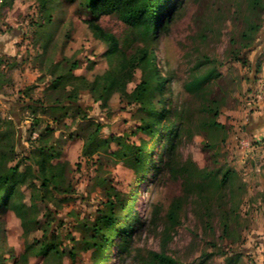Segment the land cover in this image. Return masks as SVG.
Masks as SVG:
<instances>
[{
    "label": "rangeland",
    "instance_id": "obj_1",
    "mask_svg": "<svg viewBox=\"0 0 264 264\" xmlns=\"http://www.w3.org/2000/svg\"><path fill=\"white\" fill-rule=\"evenodd\" d=\"M80 1L44 0L42 7V0H0V158L10 156L1 165L18 166L17 175L26 178L13 199L21 213H0V264H169L156 255L172 264H264V0L257 11L249 0L176 1L154 51L168 78L162 99L183 115L177 119L180 136L172 152L168 134L150 143L154 167L142 177L116 156L122 147L114 142L84 154L94 127L82 114L25 106L65 100L74 88L89 119L103 124L102 137L120 135L135 146L150 141L135 132L142 104L132 103L131 94L139 70L103 103L82 83L97 81L112 62L109 44L97 36ZM252 20L259 29L244 36ZM97 22L128 53L141 44L114 12ZM75 61L79 80L70 78L64 90L47 88ZM205 74L204 82L193 84ZM213 105L223 130L207 125ZM44 143L61 153L51 162L61 179L56 196L37 176ZM227 169L231 177L221 190L201 185L207 175L220 179ZM109 197L121 222L128 211L119 209L120 199L133 200L132 228L125 240L116 235L102 260L95 248L82 247V237L89 234L85 223L109 209ZM176 201L181 208L174 222L169 212ZM53 236L63 255L38 254L36 248ZM70 249L78 253L76 261Z\"/></svg>",
    "mask_w": 264,
    "mask_h": 264
},
{
    "label": "trees",
    "instance_id": "obj_2",
    "mask_svg": "<svg viewBox=\"0 0 264 264\" xmlns=\"http://www.w3.org/2000/svg\"><path fill=\"white\" fill-rule=\"evenodd\" d=\"M177 0H81L80 4L82 9H86L91 19L88 20L96 30V34L99 37L104 38L109 44L110 48L107 52L109 59L111 60V66L107 73L100 76L97 81H89L83 79L92 98L96 101L107 102L119 83H129L133 80L137 70L141 72L140 81L135 86L131 94V102L135 104H142V114L139 117V122L135 127V132H141L150 137V141H143L139 146H135L127 142L123 136L111 134L108 137H102L103 124L95 122V120L89 119L86 109L76 102L78 93L74 88L70 89L69 94L65 100L54 99L46 104L41 100L32 102H26L27 108L33 109L36 112L38 109L42 111H62L63 115H67L69 111L74 110L75 114H82V118L89 124H92L94 129L88 133L84 142V154H91L99 149V147L110 146L113 142L122 147V149L116 153V156L123 160L124 164L133 168L136 174L142 177L147 170L154 167V157L152 155V149H150V143L159 142L160 139L168 134L167 141L171 142L169 149L172 152L175 149L176 143L174 139L180 136V129L177 119L183 117L179 111H173L165 99H162L165 94L167 77H163L158 64L154 51V42L156 40V34L163 30L166 21L170 17ZM250 7L253 11H257L262 7V0H249ZM42 7H44V0H42ZM114 12L125 23L132 26L136 31L138 38L141 40V44L136 48L134 52L128 53L121 49L118 39L110 32L106 31L97 21L102 13ZM259 29V23L252 20L248 24L244 36H253ZM248 32V33H247ZM250 37V38H251ZM77 61L73 62L69 68L68 73H60L53 80L47 82V88L50 90H64L67 85V81L70 78L79 80L78 75L73 74V70L78 68ZM208 74L201 75L194 79V85H200L206 80ZM67 100V101H66ZM148 102L151 108L145 106L143 103ZM209 111L212 113V119L207 124L212 130L220 131L225 128L223 123L216 121V117L219 113V107L213 105L209 107ZM58 119V117H55ZM88 124V125H89ZM42 139V138H41ZM43 142V141H41ZM92 146L95 150H92ZM42 159L39 160L40 175L42 179L41 186L45 189L46 193L56 196L61 191L60 175L53 172L51 162L54 158H60L61 153L56 150L54 144H43L39 150ZM10 156H2L0 158V213L8 210L21 213L20 207L14 203L13 199L18 196L17 186L26 181L24 175H17L18 166L2 167L1 163H8ZM202 172V171H201ZM200 172V173H201ZM231 171L227 169L220 179L216 178V175H207L204 177L201 185L208 187L212 191L221 190L226 186L228 178L230 179ZM133 200L128 203L124 199H120L119 209H125L128 212L124 213V220L121 222L120 216L115 211V203L111 197L108 199L109 209L100 215L95 221L91 223H85L89 234L82 237L83 248H95L102 256V260L108 259L109 248L114 244L115 237L120 236L123 240L129 236V231L132 228L133 217ZM181 208L180 202L176 201L169 212V219L177 222L178 212ZM132 212V213H131ZM227 224H224L226 228ZM48 242L41 244L36 248V252L41 255H48L53 253L54 255L62 256L64 251L59 247L57 241L53 238H48ZM71 258L76 261L77 252L72 249L68 252ZM169 264L173 263L170 257L165 255H156ZM98 263V264H102ZM226 264H235V262H228Z\"/></svg>",
    "mask_w": 264,
    "mask_h": 264
}]
</instances>
